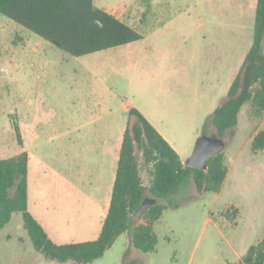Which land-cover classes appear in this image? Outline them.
<instances>
[{
    "label": "rangeland",
    "instance_id": "rangeland-1",
    "mask_svg": "<svg viewBox=\"0 0 264 264\" xmlns=\"http://www.w3.org/2000/svg\"><path fill=\"white\" fill-rule=\"evenodd\" d=\"M94 3L126 22L142 40L74 57L0 14V159L29 152L32 200L48 206L60 229H67L60 242L74 240V231L98 226L104 196L98 193L97 164L134 121L125 112L128 106L147 114L160 129L166 123L185 163L199 137L214 133L207 114L226 99L244 65L257 7V0ZM205 82L211 89L197 94ZM250 115L245 108L239 116L228 150L235 153L244 136L247 140L253 134ZM14 123L23 133V146ZM254 125L255 130L264 128V119L256 118ZM230 137L228 133L225 139ZM137 156L144 161L139 151ZM245 173L238 177L237 189L246 185L250 190L230 194L243 205L236 223L237 214L227 213L226 198L216 202L214 193H198L190 179L164 200L169 208L156 224L155 251L135 248L123 260L118 242L89 264H235L237 251L264 237V152ZM109 179V174L103 177ZM90 217L95 219L87 223ZM0 264L59 262L34 249L22 214L16 213L0 231Z\"/></svg>",
    "mask_w": 264,
    "mask_h": 264
},
{
    "label": "trees",
    "instance_id": "trees-1",
    "mask_svg": "<svg viewBox=\"0 0 264 264\" xmlns=\"http://www.w3.org/2000/svg\"><path fill=\"white\" fill-rule=\"evenodd\" d=\"M0 14L74 57L142 40L141 34L114 14L98 8L94 0H0ZM249 102L254 115L264 118V0H257L253 42L245 63L225 103L208 118L218 138L235 134L241 108ZM129 115L134 121L124 134L109 213L97 240L57 245L29 213L27 152L0 159V231L9 225L14 214L21 213L34 249L46 259L89 264L104 257L117 238L127 232L131 233L134 248L144 253L155 251L158 237L153 226L169 208L164 200L177 194L190 179L200 194L220 193L228 174L223 152L209 159L206 170L188 167L138 109L131 108ZM14 129L19 145H23L19 125L14 123ZM251 150L254 154L264 150V130L254 137ZM137 151L144 163L152 166L149 188L140 176ZM146 198L154 199L155 204L140 220L146 223L139 224L134 215ZM228 212L237 214L234 208ZM238 264H264V238L251 245Z\"/></svg>",
    "mask_w": 264,
    "mask_h": 264
},
{
    "label": "crops",
    "instance_id": "crops-1",
    "mask_svg": "<svg viewBox=\"0 0 264 264\" xmlns=\"http://www.w3.org/2000/svg\"><path fill=\"white\" fill-rule=\"evenodd\" d=\"M245 59H246V57H245ZM244 63H245V61H244ZM241 69H240V71H241ZM240 71H239V73H240ZM238 74H237V76H238ZM236 77H235V79H236ZM205 83H207L208 85H204L203 83H200L197 86V94L199 92L202 93V91H204V90H206V93H208V90L211 89V85H209L208 82H205ZM230 88H231V86H230ZM227 98H228V94L226 96V99H224V101L222 102L221 105H223L225 103ZM220 106H218V107H220ZM131 108L132 107L128 106L125 109V112L129 113V110ZM245 108H247V110L250 112V114H253V117L250 115L249 122H247L248 123V127L252 126V129H254L253 130V134L247 140H246V135L244 136L243 144L241 146L237 147L238 150L235 153L232 152L230 149L228 150L227 146H228V144L230 142L235 140L236 135H237V131L234 130L236 133L234 135H231V137L229 139V142H228V140L225 139L226 136L223 138V141L225 143V148H224V150L222 152L224 153V156H225V165H226V167L228 169V174H227V178H226V180H225V182H224V184L222 186V189H221L220 193L215 194L216 195V198H215L216 202H219L222 199L226 198L227 200H226L225 204L227 205V210H229L231 208H234V209L237 210V218L235 219V223L242 216L241 208L243 207V205L242 204H237L233 199H231V195L230 194L233 193V192H236L238 190L240 191L241 188H242V191L244 189L246 193H247V191L250 190L249 187L246 186V185H241L237 189V185L236 184L238 183L237 182L238 177L240 175L244 176L246 174L245 173L246 169L249 170L251 167H254V165H255V156H257L258 154H261V153L264 152V150H262L259 153L254 154L252 152V150H251V144H252V141H253L254 137L257 135V133L259 131L264 130V128L260 127L259 129L255 130V128H254L255 125L254 124L256 122V118L257 117L254 115L253 107H252V104L250 102L245 104L241 108V111H240V113L238 115V125L241 124V123H239V116H241V114L243 113ZM139 111L146 117V119L158 130V132L176 150V152L179 154L183 164L186 165L185 161L182 159V157L180 155L179 150L177 149V147L174 144L175 143L174 140L171 138V136L169 135L168 131L165 130V124L166 123L161 122L160 125H161V127L163 129L162 128L160 129V128H158L159 126L156 123H154L150 117L147 116V114H145L141 110H139ZM214 111H210L209 114H207V118H206L207 122H208V118L213 114ZM127 127L128 126H125L124 129L122 130V132H121V134L119 136V141L115 144V146L114 147L113 146L109 147L104 153H102L101 158L99 159V162L97 164V166H98L97 174H99L101 176V177H99V179H101V186L98 187V193L102 194L104 196V204H103V206L101 207V209H100V211L98 213V216H100V222H99L98 226L91 227L90 229L80 230L78 232L74 231V236L76 238H73L74 240H72L71 242H60V239L65 237V233H67V229H64V230L60 229V227L58 225V222H57V219H56V217H57L56 213H53L48 206L38 204V202L36 201L35 198L32 200L31 183H30V177H31V166L30 165H31V161H30V155H29V163H28V167H29V172H28V211L42 225V227L47 232L49 238L55 244L64 245V244L82 243V242L95 241V240H97L99 238V236H100V234L102 232L104 221H105V219H106V217H107V215L109 213L111 199H112V194H113V189H114V184H115V180H116V176H117V170H118V164H119V159H120V152H121L122 142H123L124 134H125V131H126ZM241 128L245 129L242 125H241ZM20 131H21V128H20ZM21 134H22L23 145H24L25 141H24V137H23L22 131H21ZM208 136L217 137L216 129H215L213 134L208 135ZM23 145H21V146H23ZM248 150H250V151L248 152ZM244 151H247L248 154L245 157H242ZM24 152H27L29 154L28 151H22L20 154H22ZM193 152H194V149H193ZM193 152H192V154H190V158L192 157ZM20 154L15 155V156H11L9 158H13V157L19 156ZM9 158H5V159H9ZM138 160H139V165H140V176L142 178L144 186L149 188L151 180H152V176H151V167L152 166L151 165H149V166L146 165V167H148V168L142 167V162H144V161H142V159H138ZM44 174L46 175V172H44ZM108 174L110 175V179L108 180V182H105L103 180V177L108 175ZM57 201H58V203H61L60 202L61 201L60 196H58ZM165 211H164V213H165ZM94 219H95L94 217H90L87 220V223H91ZM145 223L146 222L143 221V220L139 222V224H145ZM156 224L157 223H155L154 226H153L154 232L156 230ZM261 240H259L257 243H259ZM118 242H120L119 246L122 245L120 259H123V260L127 259V258L129 259V257H130L129 255H130L131 251L135 250V248L132 245L131 233L127 232V233H124L123 235L119 236L117 238V240L115 241L114 245L112 246V248H114V246H116V244ZM250 246L251 245L245 246L242 252H238V251L236 252V257H237L236 261L237 262H235V264L236 263L238 264L242 260L243 256L246 254V252L248 251ZM111 249H109L106 252V254ZM126 252H127V257H125ZM134 261L135 260H128V264H134Z\"/></svg>",
    "mask_w": 264,
    "mask_h": 264
},
{
    "label": "water",
    "instance_id": "water-1",
    "mask_svg": "<svg viewBox=\"0 0 264 264\" xmlns=\"http://www.w3.org/2000/svg\"><path fill=\"white\" fill-rule=\"evenodd\" d=\"M225 148L222 138L211 137L206 134L197 140L192 157L186 162V166L206 170L210 158L221 153ZM155 204L154 199L146 198L134 215L135 219H142L144 214Z\"/></svg>",
    "mask_w": 264,
    "mask_h": 264
}]
</instances>
